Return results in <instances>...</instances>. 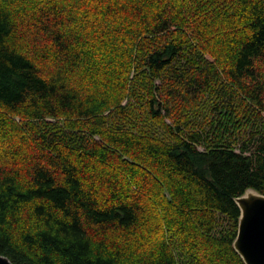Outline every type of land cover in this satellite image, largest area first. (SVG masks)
I'll use <instances>...</instances> for the list:
<instances>
[{"label": "trees", "instance_id": "1", "mask_svg": "<svg viewBox=\"0 0 264 264\" xmlns=\"http://www.w3.org/2000/svg\"><path fill=\"white\" fill-rule=\"evenodd\" d=\"M246 189L264 0H0V255L244 264Z\"/></svg>", "mask_w": 264, "mask_h": 264}, {"label": "water", "instance_id": "2", "mask_svg": "<svg viewBox=\"0 0 264 264\" xmlns=\"http://www.w3.org/2000/svg\"><path fill=\"white\" fill-rule=\"evenodd\" d=\"M234 202L239 209L234 252L244 264H264V195L246 189ZM0 264H13L0 255Z\"/></svg>", "mask_w": 264, "mask_h": 264}, {"label": "rangeland", "instance_id": "3", "mask_svg": "<svg viewBox=\"0 0 264 264\" xmlns=\"http://www.w3.org/2000/svg\"><path fill=\"white\" fill-rule=\"evenodd\" d=\"M155 84H158V81H155ZM124 103H126V102H124ZM167 123H168V121H167ZM159 134H161V132ZM224 225H226V222H224Z\"/></svg>", "mask_w": 264, "mask_h": 264}]
</instances>
